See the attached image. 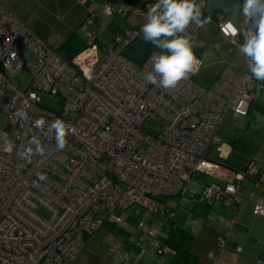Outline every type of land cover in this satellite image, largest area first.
<instances>
[{
    "label": "built area",
    "instance_id": "obj_1",
    "mask_svg": "<svg viewBox=\"0 0 264 264\" xmlns=\"http://www.w3.org/2000/svg\"><path fill=\"white\" fill-rule=\"evenodd\" d=\"M82 1L89 3L79 25L87 44L70 60L61 54L58 41L36 34L0 2V116L10 142L0 140V264H74L88 236L108 221L124 223L117 209L140 204L158 212L155 197L182 195L194 182V170L220 141L224 114L240 109L246 115L255 96L249 71L229 64L209 86L196 81L202 66L197 50L204 43L195 23L186 33L197 61L188 78L172 90L146 83L143 74L152 70L151 57L159 51L153 49L136 64L123 50L141 34L148 8L157 0H146L140 7L122 0ZM99 9L105 17L134 16L130 26L114 31L112 44L105 49L91 37ZM229 23L237 35L226 29ZM239 23L242 31L222 14L217 19L219 31L238 47L245 39L242 32L244 36L255 32L250 11L242 8ZM23 49L29 52L27 62L20 56ZM24 69L31 77L20 88L10 75ZM262 88L264 84H257L258 90ZM41 92L53 96L58 107L40 105ZM20 110L27 112L26 121L14 115ZM39 118L48 122L60 118L70 126L63 151L56 147L55 130L45 137L35 127ZM33 135L41 139L45 155H33L28 163L18 153ZM260 171L252 159L235 171L233 180L204 184L199 198L235 206L245 200L240 180L255 179ZM38 172L47 179L38 180ZM253 213L264 215V202H254ZM233 225V220L222 223L225 229ZM143 226L141 219L138 227ZM225 240L221 234L216 252ZM111 250L119 253L117 245ZM151 250L176 254L156 237Z\"/></svg>",
    "mask_w": 264,
    "mask_h": 264
},
{
    "label": "crops",
    "instance_id": "obj_2",
    "mask_svg": "<svg viewBox=\"0 0 264 264\" xmlns=\"http://www.w3.org/2000/svg\"><path fill=\"white\" fill-rule=\"evenodd\" d=\"M95 1L100 3L102 0ZM123 1L140 7L146 0ZM0 2L21 17L41 37H52L61 45L75 31L84 42L87 41L79 30V25L88 12V1ZM197 2L203 3L205 13L217 11L215 18L203 13L204 17H210L209 23L203 27L196 25L198 37L204 43V46L197 50V54L201 58L202 66L205 65L210 73L206 84L210 85L227 64L237 71H248L245 58L238 53V45L218 29L219 15L226 17L224 9L214 6L206 10L208 0ZM246 3L247 0L242 1V8H245ZM248 11L251 12V22L256 29V23L264 12V0H256ZM110 27L113 33L119 28L112 24ZM94 40H98L101 49L112 44V40L108 45L103 43L100 37H95ZM257 84L264 82L254 81L252 86L255 96L246 115H239L232 110L224 114L218 129L219 143L210 149L209 156L194 170V182L177 198L179 201L176 207L169 205V200L164 198L163 210H160L161 204L158 203V212H154L155 215L144 214L145 217H140L142 220L146 218L149 227L157 229L156 238L178 247L182 255L188 254L187 259L184 256L178 258L177 251V255L156 254L151 250L152 242L150 236L145 233L146 229L138 228L137 221L125 219L123 225L108 221L88 236L74 264H264V215L253 213L254 202H264V88L258 90ZM239 130L250 133L251 138L261 137L262 143L245 153L242 146L238 145L237 139L231 137L232 131L236 134ZM252 159L258 161L261 171L255 179L244 177L240 180L245 193L244 201L227 207L216 202H204L199 198L204 184L223 185L226 181L233 180L235 171L244 168ZM227 220L234 222L229 229L222 227V223ZM221 234H224L226 242L216 252ZM112 245H117L118 254L112 252ZM141 248L145 251L140 252ZM213 252L217 253L215 258L212 257ZM125 253L127 256L121 255Z\"/></svg>",
    "mask_w": 264,
    "mask_h": 264
},
{
    "label": "clouds",
    "instance_id": "obj_3",
    "mask_svg": "<svg viewBox=\"0 0 264 264\" xmlns=\"http://www.w3.org/2000/svg\"><path fill=\"white\" fill-rule=\"evenodd\" d=\"M255 2L256 0H247L244 11L248 12L249 7ZM209 21L210 17L203 16V3H198L197 0H157V3L149 6L145 23L141 27L142 39L146 43H151L159 52L152 55V70L143 74L144 81L165 90H172L187 79L197 62L193 51L194 43L186 34L187 29L193 23L203 27ZM226 29L233 36L237 35V29L231 23L226 25ZM238 53L245 58L247 70L251 74L249 79L264 82V12L256 23L255 32L246 34ZM236 111L239 115L245 114L240 109ZM14 115L21 121L28 119L27 112L23 110L17 111ZM34 123L45 137L52 135L55 130L54 138L58 150L63 151L67 147V136L71 129L64 120L53 118L48 122L44 118H39ZM0 140L5 144L10 143L7 133L0 135ZM27 145L18 154L28 163L32 162L33 155L39 154L42 157L45 155V146L37 135L28 139ZM37 177L40 181L47 179L44 173L38 172Z\"/></svg>",
    "mask_w": 264,
    "mask_h": 264
},
{
    "label": "rangeland",
    "instance_id": "obj_4",
    "mask_svg": "<svg viewBox=\"0 0 264 264\" xmlns=\"http://www.w3.org/2000/svg\"><path fill=\"white\" fill-rule=\"evenodd\" d=\"M123 1V0H122ZM133 3V2H132ZM134 20L133 15H129L128 18L122 17L120 15H113L112 17H105L100 9L99 11V19L95 23V25L91 26V32H92V39L95 37H100V40L107 44L113 40V30L110 27L112 25H116L118 27H128L130 26V22ZM99 21V22H98ZM111 23V24H110ZM99 24V25H98ZM98 25V26H97ZM96 26V27H95ZM94 27L96 29H94ZM157 49V48H156ZM158 50V49H157ZM159 51V50H158ZM20 56L27 62L29 60V52L27 49H23L20 52ZM210 73H208V70H206V66H202L200 74L196 76V80L199 84H202V86L207 87L209 86L207 83L208 77ZM30 72L27 69H24L21 72H18L16 74L10 75V78L14 84H16L20 88H25L30 80ZM40 105L47 107L49 109H56L58 107L57 101L53 96H50L49 94L40 93ZM5 124V119L3 116H0V135L4 134L2 128ZM236 131V130H233ZM232 131V138H236L238 141V145L240 147L242 146L243 151L247 153L248 151H251V149L254 148V146H258L262 143L261 137H252L250 133H246L244 130H239L236 134L235 132ZM230 132V131H229ZM231 133V132H230ZM239 139V140H238ZM255 139V140H253ZM238 147V146H237ZM180 197V195L174 196V197H169V196H158L155 197V200L161 204L160 210H163L165 208L163 204V199L166 198L168 199V204L171 206L176 207L177 202L179 201L177 198ZM204 202H206L204 200ZM116 213L120 214L122 218L125 219H130L133 221H137V227L139 225V221L141 220L140 217L144 216V214H152L155 215L154 212H152L150 209L143 207L138 204H134L132 206H129L125 209H117ZM144 226L141 228V230L146 229L145 233L147 236H150L151 242L155 238L157 234V229L154 227H149L146 223V218H144ZM123 225V224H121ZM115 226V225H114ZM139 228V227H138ZM148 230H152L154 232V235H149Z\"/></svg>",
    "mask_w": 264,
    "mask_h": 264
},
{
    "label": "trees",
    "instance_id": "obj_5",
    "mask_svg": "<svg viewBox=\"0 0 264 264\" xmlns=\"http://www.w3.org/2000/svg\"><path fill=\"white\" fill-rule=\"evenodd\" d=\"M203 13H205L203 9ZM217 11H210L205 14L210 15L215 18ZM111 24V23H110ZM98 43V40H95ZM87 42H84L77 32H73L69 37H67L63 43L59 46L61 54L68 60L75 56L82 48L86 46ZM156 49L151 43H146L142 39V33L124 50L123 54L136 64H140L146 58V56L153 50ZM171 245V244H170ZM178 252V258L184 256L185 259L188 258V254L182 255L180 249L176 246L171 245ZM176 252V255H177Z\"/></svg>",
    "mask_w": 264,
    "mask_h": 264
},
{
    "label": "water",
    "instance_id": "obj_6",
    "mask_svg": "<svg viewBox=\"0 0 264 264\" xmlns=\"http://www.w3.org/2000/svg\"><path fill=\"white\" fill-rule=\"evenodd\" d=\"M242 1L243 0H208L206 10L214 6L222 7L226 17L236 25L238 30L242 31L239 23L240 12L242 10ZM242 36L245 38L243 32Z\"/></svg>",
    "mask_w": 264,
    "mask_h": 264
}]
</instances>
